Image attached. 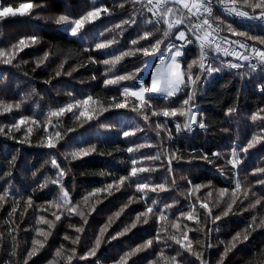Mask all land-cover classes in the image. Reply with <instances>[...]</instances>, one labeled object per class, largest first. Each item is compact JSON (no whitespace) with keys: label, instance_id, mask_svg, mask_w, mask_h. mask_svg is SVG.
I'll use <instances>...</instances> for the list:
<instances>
[{"label":"trees","instance_id":"16d2710c","mask_svg":"<svg viewBox=\"0 0 264 264\" xmlns=\"http://www.w3.org/2000/svg\"><path fill=\"white\" fill-rule=\"evenodd\" d=\"M29 2L41 7L34 8L31 15L0 18V48L8 50L24 37L35 35L39 38L37 44L20 52L12 64L0 63V101L7 103L23 101L20 110L0 115V126L10 125L21 116L35 117L43 121L50 109L88 95L99 98L103 106L107 107L112 97L124 99L119 96L120 88L137 85L136 81H124L118 87L105 88L103 82L108 78L105 72L109 66L104 65L102 61L110 60L114 55L127 51L132 47L131 40L136 39L145 30L152 29V25L143 23L146 17H150L147 12L144 17L135 14V8H139L140 5L133 6L131 3H126V0H96L95 6H108L111 14H102L100 20L86 24L80 36L73 37L66 31L67 25L54 23L55 18L59 15L79 18L92 10L94 6L92 0H0V5L18 8L21 3ZM120 4H124V8H121ZM247 10L251 12V9ZM213 14L220 18L221 26L225 29L230 24L237 31L264 36V22L253 20L246 23L229 19L222 14L217 5L213 7ZM132 15H135L137 23L131 27L125 26L126 30L118 37L117 44L109 49L95 50L96 43L107 42L114 35L105 29L120 24ZM100 33L104 34L101 36ZM222 34L231 40L245 39L232 36L227 30ZM161 36L162 32L156 33L153 39ZM171 39L170 37L169 40ZM168 42L165 41V44ZM247 42L255 44L254 41ZM141 44L147 46L144 41ZM256 46L264 47L258 44ZM161 47L163 48L164 45ZM45 52L50 53L49 59L37 67V61ZM90 57L97 62L92 63ZM197 57V48L190 46L185 50L183 59L191 62ZM149 59L151 58L142 55L125 57L108 75L110 77L134 72L137 68H144L145 61ZM61 64L63 68L60 67ZM216 64L218 66L219 62L216 61ZM58 71L61 73L59 76L56 75ZM196 71L197 69L194 68L193 72ZM238 71L243 73L248 69L246 67L240 70L225 68L222 72L204 79L199 86L195 105L199 113L198 119L202 118L207 125L203 130L194 128L192 132L177 133L175 125L182 124L183 117L165 118L162 115H152L153 110L179 107V101L185 98V93L174 98L173 101L154 97L151 108L144 109L143 114L149 116L147 123L142 118L143 114L132 111L130 107L110 109L82 125L69 113L61 118L59 130L66 132V135L57 149L40 146V139L45 133L39 130L31 134L28 138L30 142L23 143L20 142L25 139L23 129L10 135L0 134V192L5 189L10 191L7 202L0 208V264H23V259L32 246L34 229L47 228V225L37 224L38 217L43 215L54 220L52 213L59 214L62 211L49 207L47 203L57 198L58 187L49 183L47 187L40 188L47 177L55 178V170L50 163L52 158H56L61 167L67 170L64 186L70 191L74 201H80L94 189L103 188L114 179L128 175L132 167V159L142 160L144 156L155 155L161 150L158 146L167 148L169 151L175 150L182 159L173 160L171 176L163 157L159 161L143 162L144 166L157 169L140 174L142 178L147 177L152 184L165 180L171 184V179L176 181L168 191L160 192L158 195L149 193V197L156 199L161 207L165 203L174 205L168 211L170 220L176 219L181 211H189L190 204L195 203L197 196L201 201L209 204L213 216L222 215L226 203L221 200L217 205L215 201L217 190L232 189L235 183V170L227 164V160L212 155L225 143L226 135L220 130V125L225 124L232 134L233 148L239 150L246 146L252 135L258 133L261 125L264 124L262 121L253 122L251 119L253 114L264 109V91L260 90V85L264 84V73L256 72L242 76L237 74ZM128 101L130 105L136 103L134 98H128ZM231 108L235 111L229 114ZM160 120L164 121L167 128L171 130L173 137L171 140L167 139L166 131H162L159 137L156 135L155 125ZM53 121L55 122V118ZM137 126L144 131L137 132L133 137H123L124 130ZM69 128H75V131L67 132ZM51 130L50 128L49 131ZM142 143L153 146L134 153L127 152L128 147H135ZM88 144H95L96 152L82 159L65 161V152L80 145L86 147ZM203 154H207V160L200 158ZM13 157H15V163L14 166H10ZM240 158L242 163L238 167L245 170L255 195L251 194L247 199L240 197L243 203L237 201L232 212L228 216H222L215 223L204 216V210L199 209L197 203L196 207L203 220L201 225L198 226L193 221L180 217V231L169 227L168 233L164 236L166 243H154L151 248L133 256L129 264H149V262L165 264L157 255L161 251L169 258V261L172 256H176L180 264H200L196 256L168 239L170 235L181 237L185 225L188 228L203 229L188 233L193 241L194 250L203 254L207 264H218L221 254L232 237L237 232L243 233L248 225L252 224L253 216L257 218V224L261 218H264V184L257 183L258 180H264V173L258 172L259 169L264 168V142L247 153L241 152ZM189 180L193 185H209V187L201 188L194 196H188ZM208 192L212 195L208 196ZM139 195L135 191V184L128 181L120 191H113L112 195L100 193L98 197H92L87 202V207L90 208L95 204V211L87 216L88 222L83 225V233L79 234L80 243L71 245L70 241L64 239L66 234L72 238L77 235L69 224L80 227L83 224L80 217L62 216V219L56 222V227L52 230V235L49 236L45 247L32 257L29 264H49L56 259L55 252L61 245H65L66 249L76 247L77 258L73 259L71 264H114L124 252L156 236L157 225L154 218L150 219L148 224H138L129 233L111 243L102 244L95 257L87 260H81L78 257L83 256L93 246L94 238L101 226L121 207L128 204L130 197L138 202L130 204L121 216L115 219L105 239L121 231L125 225L135 220L139 212L145 210V204L139 201ZM28 197L33 199L34 205L24 212ZM97 199L101 202L96 203ZM256 199H261L262 204L255 209L250 208L249 205ZM16 200L20 201V205L16 213L10 215ZM42 208L48 210L41 211ZM209 244L212 246L208 247ZM13 252L15 255L12 254ZM68 254L65 251L64 255ZM59 264H65V261L60 259ZM223 264H264V226L253 225L249 238L237 243V246L224 259Z\"/></svg>","mask_w":264,"mask_h":264},{"label":"snow or ice","instance_id":"6c2138e0","mask_svg":"<svg viewBox=\"0 0 264 264\" xmlns=\"http://www.w3.org/2000/svg\"><path fill=\"white\" fill-rule=\"evenodd\" d=\"M93 8L82 14L79 18H70L67 15H59L55 18L54 23L56 25H67L66 31L73 37L81 35L86 24L94 23L101 19V15H110L111 10L108 6H95L96 0H92ZM126 3H131L133 6L140 5L139 8H135V14L141 17L145 16V12L151 13V17H146L143 20L145 25H152V29L145 30L136 39L131 40L132 47L127 51L120 52L119 55H114L110 60H104L102 63L108 65L105 72V76L108 77L104 80V87H118L124 81H136L135 87L125 86L119 89V96L124 97L120 100L118 97H112L111 102L108 103L107 107L103 106V102L99 98H94L88 95L82 99H73L72 102L50 109L45 115L43 121L35 117L21 116L14 123L6 126H0V134L10 135L13 132H20L24 130L25 139L20 142H30L28 139L34 131H42L45 133L40 139V146L48 149H57L58 144L64 140L66 132L59 130L61 118L71 113L72 118L82 125L99 117L103 112H107L110 109H125L131 108L132 111L138 114H143L144 109L151 108V101L154 97H162L165 100L173 101L174 98L179 97L181 94H185V98L179 101V107L164 108L160 111L153 110V116L162 115L165 118H177L183 117V123H177L175 125L176 132L181 131L192 132L194 128L206 129L207 125L204 120L198 119V111L196 110L195 97L201 83L204 79L213 76L216 73L222 72L225 68L240 70L247 68V72H237L238 75L247 76L256 72L264 73V47H257L256 44L264 46V36L252 35L247 32H241L233 29L231 25H227V28H223L222 21L219 17L214 16L213 7L214 5L222 6V10L225 15H233L242 19L257 20L264 22V0H126ZM124 8V4L119 5ZM41 5L34 3H21L18 8L11 6L0 5V18L15 17L17 15H31L32 10ZM246 9H251L249 12ZM259 10V12H257ZM137 20L135 15H132L127 20H123L120 24L114 25L112 28L105 29V31L114 33L110 40L107 42H99L95 44V50H105L111 48L114 44H117L118 37L123 34L126 30L125 26L131 27L136 24ZM163 26V27H160ZM227 30L232 36L244 37L245 39L240 40H229L228 37L222 36L221 32ZM162 32L160 38H155L156 33ZM104 33H100L102 36ZM172 38L169 40V38ZM147 43V46H143L141 42ZM165 41H169L165 44ZM247 41H254L255 44H249ZM39 38L35 35L21 38L18 43L13 44L10 49L5 50L0 48V63L12 64L20 52L24 51L25 48L31 45L37 44ZM179 42V43H177ZM164 45L162 48L161 46ZM189 46H196L198 48V57L191 62H186L183 57L185 56V50ZM142 55L146 58H154L157 63L152 65L153 71L150 73V82L145 83L139 80L144 68H137L134 72L126 73L124 75L110 76L115 69V66L120 63L125 57ZM50 53L45 52L43 57L37 61V67H40L45 61L49 59ZM223 57L224 59H221ZM231 57V59H227ZM92 63L97 61L90 57ZM216 61L219 62L218 66ZM149 65L145 61L144 67L147 68ZM63 68V64L60 66ZM197 69L194 73L193 69ZM61 73H56L59 76ZM70 75V73H69ZM95 79V77H93ZM260 90L264 91V84L260 85ZM71 95V93H69ZM128 98H134L136 103L130 105ZM23 101L16 103H7L0 101V115L6 113H12L14 110L18 111L21 109ZM235 109H229V114L234 112ZM55 118V122L53 121ZM142 118L145 123L148 122L149 116L143 114ZM253 122L262 121L264 122V109H260L257 113L251 117ZM52 129L49 131V129ZM7 129V131H6ZM156 135L159 137L162 131L167 132V139L171 140V130L167 128V124L157 123L155 125ZM67 132L75 131V128H69ZM144 129L138 126L124 130L122 135L124 138L133 137L137 132H142ZM264 142V124L261 125L260 131L253 134L251 139L248 140L246 146L237 150L236 148L231 149L230 158L227 160V164L231 165L232 169H236L241 163L240 153H247L250 149L255 148L258 144ZM150 144H138L135 147H128V153L138 152L145 147H152ZM158 151L155 155L144 156L142 160L132 159V167L126 176H120L114 179L112 183L107 184L103 188H96L92 192L86 194L80 201H74L70 191L64 186V177L67 175V170L61 167L60 163L57 162L56 158H52L50 163L52 168L55 170V178L47 177L45 183L40 185L43 189L48 186L49 183L58 187V195L54 201H48L49 207H55L61 209L59 214L56 212L52 213L54 220L48 219L41 215L37 219V224L47 225V228L37 227L34 229L35 236L31 241V248L28 250L26 257L23 259V264H29V261L42 250L49 236L52 235V230L56 227V222L62 219V216L70 218L72 216H79L83 224L80 227H76L73 224H69L70 228H73L77 235L72 238L69 235H65L64 239L70 241L71 245H78L80 243V235L83 233V225L87 224V216H90L95 211V204L87 207V202L92 197H98L100 193H106L112 195L113 191H120L126 182L132 181L135 184V191L139 193V201H143L145 204V210L139 212L135 220L124 226V228L109 236L105 239L108 229L111 224L118 219L130 204L138 202L135 198L130 197L128 204L120 208L118 212H115L113 216L108 218V221L101 226L98 234L94 238L93 246L83 255L78 257L81 260H87L90 257H95L101 245L104 243H111L113 240L118 239L121 236L126 235L132 229L136 228L138 224H148L149 220L154 218L157 225L156 236L153 239L146 240L143 244L137 245L123 253L114 264H129V261L136 254L143 252L153 246L154 243H162L165 234L168 233L169 227L180 231V217L188 221H193L196 225H201L203 220L196 207L199 204V209L204 210V216L211 219L213 223L219 221L222 216H228L233 206L237 204V201L243 203L238 193L241 192L242 185L239 181L236 182L234 188L230 192L229 201L226 207L222 211V215L213 216L212 208L209 207L207 202L201 201L197 196L195 203L190 204V210L187 212L181 211L174 220L169 219L168 211L174 205L165 203L163 207L160 206L156 199H151L149 193L159 194L160 192L168 191L172 185H175V179H171V184L168 180L161 183L152 184L147 180V177H141L142 173H150L157 169L152 166H144V161H159L163 159L167 163V171L171 176L172 173V162L173 160H180L182 157L175 151H169L167 148H163ZM96 152L95 144H88L85 146H77L70 151L64 153L65 161H74L82 159L83 157L89 156ZM214 157L221 158L223 154L213 153ZM201 159H208L207 154H203ZM15 157L10 161V166H14ZM259 173H264V168L258 170ZM223 174V172H222ZM186 179V178H182ZM258 184H264V180H258ZM189 188L187 190L188 196H194L195 193L199 192L201 188L209 187V185H193L192 182L188 181ZM218 191L217 205L225 196L229 195L228 188H222ZM248 191L243 192L244 199L248 198ZM208 196L212 193L208 192ZM255 195V193H252ZM10 196L8 189L0 192V208L7 202V198ZM99 199L96 203H100ZM262 204L261 199H256L249 205L250 208L255 209L257 206ZM20 201H15V206L12 208L10 215L15 214L17 207H19ZM26 207L24 212L28 208L33 207L34 201L31 197H28L25 201ZM41 211H47L48 209H40ZM245 211L248 209H244ZM23 214V213H22ZM253 225L259 227L264 226V218L259 220L257 224V218L252 217V224L244 230L243 233L237 232L229 245L225 247L224 252L221 254L218 264H223L224 259L228 253L231 252L237 243L246 241L253 230ZM185 230L182 232L181 237L176 235L168 236V239L173 243L180 246L186 252L196 256V259L200 261V264H207V261L203 258L202 253H198L194 250L193 241L189 238V231H202L203 229L188 228L184 226ZM15 230V229H13ZM211 231V229H209ZM242 237V239H241ZM42 238V239H41ZM199 243V241H197ZM212 245L209 244L208 247ZM65 251L69 254L64 255ZM76 247L65 248V245H61L55 252L53 261L49 264H59L60 259L65 261V264H71L72 260L77 258ZM15 255V252L12 253ZM158 257L165 262V264H180L177 261L176 256L169 258L165 256L164 252L161 251L157 254ZM179 255V253H177ZM149 264H155V262H149Z\"/></svg>","mask_w":264,"mask_h":264},{"label":"rangeland","instance_id":"374dc122","mask_svg":"<svg viewBox=\"0 0 264 264\" xmlns=\"http://www.w3.org/2000/svg\"><path fill=\"white\" fill-rule=\"evenodd\" d=\"M147 64L149 66L147 68L144 67V70L142 71L141 75L138 78L139 80L143 81L146 76H150L149 75L150 74V70H151V72L153 71V69L150 68V65L152 64V59H149L147 61ZM159 123L160 124H165V122L162 121V120H160ZM220 130L226 135V139H225L224 145L221 146L220 149L216 153L223 154L222 158L225 159V160H228L230 158V151L233 148L232 134L230 133V131L226 128L225 124H223V123L220 125ZM234 170H235V183H234L232 189L234 188L236 182L239 181L241 183V185H242V189H241V192L238 193V195L240 197H244L243 196V192L245 190H250V191H248V196L251 195L253 193V189L249 185L247 174H246L245 170L240 168V167H237ZM232 189L229 190V195L225 196L223 198V201L226 204L229 201L230 192H231ZM218 198L219 197H218V192H217L216 197H215V201H217Z\"/></svg>","mask_w":264,"mask_h":264},{"label":"built area","instance_id":"2783aa9c","mask_svg":"<svg viewBox=\"0 0 264 264\" xmlns=\"http://www.w3.org/2000/svg\"><path fill=\"white\" fill-rule=\"evenodd\" d=\"M217 7L219 8V10L222 12V14L225 16V17H227V18H229V19H233V20H236V21H242V22H251V21H253V20H249V19H242V18H239V17H236V16H233V15H225L224 14V12H223V10H222V6H220V5H217ZM247 10V9H246ZM250 12V11H249ZM149 15H150V17H151V13H148ZM221 35L222 36H225V35H223L222 34V32H221ZM227 37V36H226ZM229 39V38H228ZM229 40H231V39H229ZM177 43H179V42H177ZM190 47V46H189ZM188 47V48H189ZM194 47H196V46H194ZM197 48V47H196ZM197 50H198V48H197ZM222 59H224L223 57H221ZM227 59H231V57H228ZM157 63V61L155 60V62H154V64H156ZM231 70H236V69H231Z\"/></svg>","mask_w":264,"mask_h":264},{"label":"crops","instance_id":"0c3cea01","mask_svg":"<svg viewBox=\"0 0 264 264\" xmlns=\"http://www.w3.org/2000/svg\"><path fill=\"white\" fill-rule=\"evenodd\" d=\"M154 59V58H153ZM153 59H152V64L150 65V68L153 69L152 65H153ZM151 73V70H150ZM150 75V74H149ZM150 76H146L145 79L143 80L146 84L150 82Z\"/></svg>","mask_w":264,"mask_h":264},{"label":"bare ground","instance_id":"6f19581e","mask_svg":"<svg viewBox=\"0 0 264 264\" xmlns=\"http://www.w3.org/2000/svg\"><path fill=\"white\" fill-rule=\"evenodd\" d=\"M224 35V34H223Z\"/></svg>","mask_w":264,"mask_h":264}]
</instances>
